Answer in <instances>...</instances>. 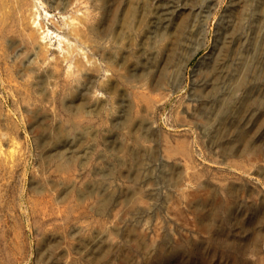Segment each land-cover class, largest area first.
I'll return each instance as SVG.
<instances>
[{
    "label": "rangeland",
    "instance_id": "374dc122",
    "mask_svg": "<svg viewBox=\"0 0 264 264\" xmlns=\"http://www.w3.org/2000/svg\"><path fill=\"white\" fill-rule=\"evenodd\" d=\"M137 9L146 12L149 80L164 69L178 80L147 90L154 139L143 149L158 146L156 156L137 164L127 153L120 158L114 139L75 138L58 145L62 158L18 110V138L0 137V264H119L137 236L149 252L131 264L158 251L168 257L158 264H264V0H141ZM165 31L184 35L182 50L155 57ZM52 43L63 46L58 37ZM0 95L17 105L8 86ZM223 125L228 140L245 131L234 153L219 142ZM128 135L122 143L132 147ZM65 158L73 167L61 182ZM86 188L111 192L103 213L92 210V199L80 200ZM215 192L230 209L207 230L197 201L208 211Z\"/></svg>",
    "mask_w": 264,
    "mask_h": 264
},
{
    "label": "bare ground",
    "instance_id": "6f19581e",
    "mask_svg": "<svg viewBox=\"0 0 264 264\" xmlns=\"http://www.w3.org/2000/svg\"><path fill=\"white\" fill-rule=\"evenodd\" d=\"M140 3L141 0H0V80L3 83L0 89L8 86L17 102L11 107L7 97H0V137L18 138L13 130L20 125L17 115L20 110L23 122L33 128V136L50 143L52 151L62 158L65 156L59 147L75 138L80 141L114 139L118 144L113 150L122 152L120 158L127 153L137 164L144 157H155L158 146L143 149L153 133L144 115L147 90L163 83L173 86L178 80L176 73L167 75L165 69L156 75L157 79L149 80L152 74L146 64L144 31L147 18L145 9H137ZM51 11L63 20H56ZM183 36L174 38L172 32L162 33L156 40L155 57L165 50L172 56L177 55L182 50ZM54 37L63 46L58 44V49H51ZM241 78L239 75L233 79L235 85L242 83ZM94 122L101 124V130ZM220 123V126L224 124ZM226 130V126L221 128L219 142L225 144L226 152L234 153L245 131L228 140L224 138ZM126 133L133 142L132 147L122 143ZM165 140L166 145L167 141H173ZM57 167L60 181L70 180L71 159L61 160ZM79 196L80 200L92 199V210L100 213L111 200V192L106 190L86 188ZM218 196L215 192L213 206L208 211L201 210L197 201V210L205 217L207 230H213L216 217L230 209L217 201ZM129 250L119 264H131L135 254L149 252L141 236L136 237L134 248ZM103 255L106 257V253ZM192 256L196 254L189 255ZM161 259L168 257L158 251L145 264H158Z\"/></svg>",
    "mask_w": 264,
    "mask_h": 264
}]
</instances>
